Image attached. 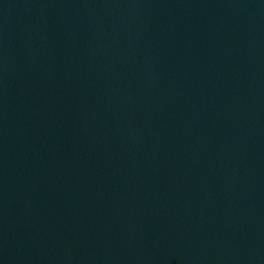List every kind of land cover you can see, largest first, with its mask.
Returning a JSON list of instances; mask_svg holds the SVG:
<instances>
[{
	"label": "water",
	"instance_id": "95a60500",
	"mask_svg": "<svg viewBox=\"0 0 264 264\" xmlns=\"http://www.w3.org/2000/svg\"><path fill=\"white\" fill-rule=\"evenodd\" d=\"M0 264H264V0H0Z\"/></svg>",
	"mask_w": 264,
	"mask_h": 264
}]
</instances>
